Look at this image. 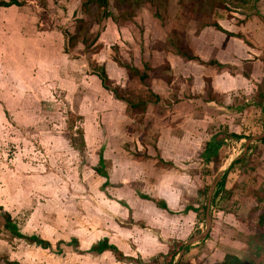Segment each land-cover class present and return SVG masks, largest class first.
Here are the masks:
<instances>
[{
  "label": "rangeland",
  "instance_id": "rangeland-1",
  "mask_svg": "<svg viewBox=\"0 0 264 264\" xmlns=\"http://www.w3.org/2000/svg\"><path fill=\"white\" fill-rule=\"evenodd\" d=\"M108 1L85 13L80 0H0L22 9L0 8V264L243 258L264 233V137L245 151L263 132L264 13L254 0ZM224 173L210 232L185 247ZM8 218L51 248L16 238ZM103 239L123 255L86 253Z\"/></svg>",
  "mask_w": 264,
  "mask_h": 264
},
{
  "label": "trees",
  "instance_id": "trees-1",
  "mask_svg": "<svg viewBox=\"0 0 264 264\" xmlns=\"http://www.w3.org/2000/svg\"><path fill=\"white\" fill-rule=\"evenodd\" d=\"M81 1V7L84 10L85 13H88L90 11V8L93 6L96 9H104L106 10L109 6V1L108 0H80ZM128 0H124V2H126ZM130 2L139 4L142 3L145 0H129ZM255 2H257L258 0H254ZM10 5H17L15 2H12V4H0V7H10ZM107 15L109 16V11H106ZM216 27H218L217 25H215ZM64 36L65 38H68V40L70 39V36L67 32H64ZM77 37V33L75 34V37H73L72 39H76ZM190 59L191 57L188 56ZM92 75H94L101 83L102 87H104L105 89H107L106 85H105V81H106V77H104V69L103 68H97V70H92ZM90 72V73H91ZM146 75L142 74L140 77L141 79H145ZM115 94V93H114ZM158 99V98H155ZM126 103L128 104V106H130V108L132 110L136 109L137 111H139L140 109V113H144L146 106H147V102H138V104H130L126 101ZM233 137L237 138V139H243L242 136H237L236 134H232ZM213 144H211V142H209L208 144H206V149H205V155H208V151H209V156H207V158L205 157V155L203 154L202 157L205 158V162L206 163H210L213 161L214 157L217 155V152L213 150L212 148ZM240 160H237L235 163H239ZM99 165H100V169H97L96 172L106 178V174L103 172V160L102 158L99 159ZM225 179H226V173H224L220 179V182L218 183V190L214 193V197H213V201L215 200L216 196H218L219 194V189H224L225 187ZM147 199V198H145ZM212 201V202H213ZM255 203L256 206L254 209H258V207L261 205H264V188H260V190H257L255 192ZM159 207L166 209V205L165 204H161L159 203ZM264 214H262V216H260L259 219V225L260 228H262V226L264 225ZM8 224V230H10L11 234H13L16 238H20L22 240H25L26 242H28V244H32L36 247L42 248V249H50L51 248V244L50 242L43 240L41 238H39L38 236H24L23 234H20L17 226L15 224H12L8 218L7 221ZM63 245V242L59 243V246ZM66 246L72 247L74 249V251H79V244L77 240H71V242L66 243ZM61 250H58V253H60ZM105 252H111L115 255L121 256V252L118 251V249L109 243V241L107 239H103L98 241L97 243H95L94 245H92L87 251L86 253L88 254H93V255H101ZM179 251H172L171 253V260L173 261L175 259V257L178 255ZM244 253L246 254L243 258H237L235 256L232 257H228L227 260L225 262H223V264H264V233L260 232L257 235H253L250 238V242L249 245L246 246V249L244 251Z\"/></svg>",
  "mask_w": 264,
  "mask_h": 264
},
{
  "label": "water",
  "instance_id": "water-1",
  "mask_svg": "<svg viewBox=\"0 0 264 264\" xmlns=\"http://www.w3.org/2000/svg\"><path fill=\"white\" fill-rule=\"evenodd\" d=\"M264 137V123H263V132L260 136L258 137H255L253 139H249L246 144H245V151L247 150V147H248V144L251 142V140H259L261 138ZM220 182L219 179L215 180V182L212 184L211 188H210V192H209V197H208V203H207V213H206V227H205V231L202 232L199 236L191 239L186 245L185 247L189 246V245H192L194 243H197V242H200V241H203L206 239L208 233L210 232V228H211V217L210 215L208 214L209 212V209H210V204H211V201H212V196L214 194V191H215V188L216 186L218 185V183ZM185 252V249L183 248V250L179 253V256H178V260L175 264H178L179 263V260L181 258V256L184 254Z\"/></svg>",
  "mask_w": 264,
  "mask_h": 264
},
{
  "label": "crops",
  "instance_id": "crops-1",
  "mask_svg": "<svg viewBox=\"0 0 264 264\" xmlns=\"http://www.w3.org/2000/svg\"><path fill=\"white\" fill-rule=\"evenodd\" d=\"M260 1L261 0H258L255 4V7H256V9H258V10H260V11H262V13H264V0H262L263 1V3H262V5L260 4ZM17 7L16 8H11V6L10 7H8V8H6V9H4L5 11H7L8 13H15V14H18V13H21L20 11L22 10L21 8H19V5H16ZM1 8V7H0ZM1 11H3V10H0V14H1ZM261 13V12H260ZM6 18H3V19H0V36L2 35V34H4L5 33V29H6V27H5V20ZM7 21V20H6ZM5 22V23H4ZM4 23V24H3ZM0 57H2V55H1V52H0ZM17 71H19L18 69H16V71H15V76L16 75H18V73H17ZM1 101V100H0ZM2 106V103H0V107ZM1 112V111H0ZM101 168V167H100ZM158 205V203L156 204V206ZM166 205V204H165ZM159 206V205H158ZM157 206V207H158ZM163 209V208H162ZM115 246V245H114ZM116 247V246H115ZM117 248V247H116ZM118 249V248H117ZM119 251V250H118ZM120 252V251H119ZM105 253H107V252H105ZM104 254V253H103ZM121 254H122V252H121ZM102 255V254H101ZM123 255V254H122ZM125 257V256H124Z\"/></svg>",
  "mask_w": 264,
  "mask_h": 264
}]
</instances>
